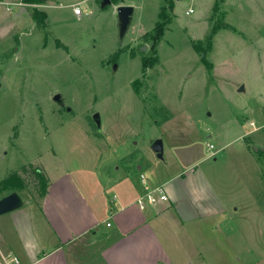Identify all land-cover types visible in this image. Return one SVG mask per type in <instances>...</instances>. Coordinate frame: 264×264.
I'll return each mask as SVG.
<instances>
[{
	"label": "rangeland",
	"instance_id": "374dc122",
	"mask_svg": "<svg viewBox=\"0 0 264 264\" xmlns=\"http://www.w3.org/2000/svg\"><path fill=\"white\" fill-rule=\"evenodd\" d=\"M77 1L0 0V187L20 178L0 197L18 191L25 207L38 203L51 175L53 191L102 210L108 179L133 164L170 177L189 170L240 210L219 231L201 221L200 263L264 264V0H88L81 19ZM119 4L135 7L123 41ZM129 175L140 183L138 170ZM179 237L165 240L180 247ZM88 239L77 257L90 261ZM123 255L110 264H135Z\"/></svg>",
	"mask_w": 264,
	"mask_h": 264
},
{
	"label": "crops",
	"instance_id": "0c3cea01",
	"mask_svg": "<svg viewBox=\"0 0 264 264\" xmlns=\"http://www.w3.org/2000/svg\"><path fill=\"white\" fill-rule=\"evenodd\" d=\"M70 16L74 17L72 12ZM82 16L77 15V18ZM250 123L254 125L252 120ZM255 130L237 137L245 139ZM243 148L247 149L245 144ZM133 165L135 168L127 167L122 175L108 179L102 191V210H97L91 201L73 190L53 191L56 180L50 175L48 188L38 203H30L26 207L24 203L23 207L0 215V251L16 253L24 264H110L125 260L127 257L123 252L128 249V259L135 264H159V260H162L160 264H201L200 243L196 241L197 233L200 237L201 221H212V230L229 228V221L237 218L235 215L240 213L239 208L230 206L223 199V193L218 192L205 177L204 185H195L192 171L170 177L167 172L163 173L164 170L156 173L144 170L142 163ZM135 169L140 174L144 173L151 185L164 184L169 202L144 210L132 206L144 192L142 180L138 183L129 175ZM107 187H113L112 197L105 196ZM107 221L111 222L110 226ZM175 228L178 234L173 232ZM180 231L181 245L175 247L166 236L180 239ZM87 233L91 234V240L83 242L82 247H88L91 256L95 255L90 261L77 257L79 240ZM151 235L157 238L161 253L154 250ZM184 235L186 239H183ZM187 240L189 242L185 244ZM118 246L121 249H116ZM181 251L185 254L182 260L175 257ZM116 252L118 258H115Z\"/></svg>",
	"mask_w": 264,
	"mask_h": 264
},
{
	"label": "water",
	"instance_id": "95a60500",
	"mask_svg": "<svg viewBox=\"0 0 264 264\" xmlns=\"http://www.w3.org/2000/svg\"><path fill=\"white\" fill-rule=\"evenodd\" d=\"M113 3L112 0H102L100 3L101 8H104ZM135 7L132 4H119L117 6V18H118V36L120 41H123L133 20ZM146 49V45L144 46ZM117 65H115L116 68ZM240 90L244 89L242 85ZM54 99L59 103H63L61 93H56ZM94 120L96 121L99 128H101V118L99 112H95ZM152 149L156 152L159 158L164 157V143L163 139L157 138L152 143ZM24 205V199L18 191H12L0 198V215L5 214L16 209L21 208Z\"/></svg>",
	"mask_w": 264,
	"mask_h": 264
},
{
	"label": "built area",
	"instance_id": "2783aa9c",
	"mask_svg": "<svg viewBox=\"0 0 264 264\" xmlns=\"http://www.w3.org/2000/svg\"><path fill=\"white\" fill-rule=\"evenodd\" d=\"M87 0H81L73 5L74 13L81 16L83 13H87L88 9L82 4ZM22 3V2H20ZM9 4V3H8ZM213 144L209 145V148H213ZM141 180L144 186V192L136 199L137 205L140 209H147L149 207H156L169 202V194L164 184L151 185L147 181V176L144 173L140 174ZM107 225L110 226L111 222L107 221ZM0 264H24L19 255L14 252H2L0 251Z\"/></svg>",
	"mask_w": 264,
	"mask_h": 264
},
{
	"label": "trees",
	"instance_id": "16d2710c",
	"mask_svg": "<svg viewBox=\"0 0 264 264\" xmlns=\"http://www.w3.org/2000/svg\"><path fill=\"white\" fill-rule=\"evenodd\" d=\"M25 2H35V3H42L43 2V0H24ZM166 1H169V0H166ZM171 7H173V4H171L170 5ZM165 10V9H164ZM164 10H162L163 12H164ZM38 12V15H39V18L40 19H43L44 18V16H43V13H39V11H37ZM160 25H162V23L160 24L159 23V26ZM162 27V26H161ZM35 173H36V175L40 178V177H43L42 176V174H41V170L40 169H35ZM20 179L19 178V176L18 175H16V176H13V177H11V179H5L4 181H3V185L0 187V193L2 192V191H4L5 189H8L9 187H11L12 186V183H13V181H14V179ZM43 187H44V193L46 192V190H47V188H48V183H44V185H43ZM3 197V196H2ZM1 198V197H0Z\"/></svg>",
	"mask_w": 264,
	"mask_h": 264
}]
</instances>
